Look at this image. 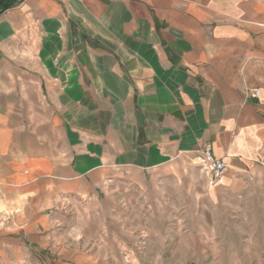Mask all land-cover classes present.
<instances>
[{
  "label": "crops",
  "instance_id": "crops-1",
  "mask_svg": "<svg viewBox=\"0 0 264 264\" xmlns=\"http://www.w3.org/2000/svg\"><path fill=\"white\" fill-rule=\"evenodd\" d=\"M206 147L227 165L214 186L192 164ZM254 189L264 213V0H22L0 13V264H144L134 240L88 249L83 211L134 228L139 206L179 211L187 195L214 212Z\"/></svg>",
  "mask_w": 264,
  "mask_h": 264
},
{
  "label": "rangeland",
  "instance_id": "rangeland-1",
  "mask_svg": "<svg viewBox=\"0 0 264 264\" xmlns=\"http://www.w3.org/2000/svg\"><path fill=\"white\" fill-rule=\"evenodd\" d=\"M192 164L197 167L193 160ZM177 199L174 203L183 207L179 211L168 205L164 212L154 203L137 207L131 217L134 228L117 225L101 228L90 211H83V239L88 242V249L109 246L115 251L116 242L123 240L132 245L134 240V252L146 258L144 264L255 263V253L263 249L257 237L264 236V228L256 226L262 223L264 213L258 210L262 205L255 189L250 201L242 207L239 199L232 202L219 199L221 205L214 212L202 211L201 205L197 206L190 196L179 195ZM78 214L71 213L65 221L75 224ZM63 229L71 230V227ZM157 256L162 259L156 261Z\"/></svg>",
  "mask_w": 264,
  "mask_h": 264
},
{
  "label": "built area",
  "instance_id": "built-area-1",
  "mask_svg": "<svg viewBox=\"0 0 264 264\" xmlns=\"http://www.w3.org/2000/svg\"><path fill=\"white\" fill-rule=\"evenodd\" d=\"M248 95L253 98L258 97V90L252 89ZM194 164L205 175L207 183L210 186L216 185L227 172V165L222 159L214 157L211 148L206 147L200 152H197L193 157Z\"/></svg>",
  "mask_w": 264,
  "mask_h": 264
},
{
  "label": "trees",
  "instance_id": "trees-1",
  "mask_svg": "<svg viewBox=\"0 0 264 264\" xmlns=\"http://www.w3.org/2000/svg\"><path fill=\"white\" fill-rule=\"evenodd\" d=\"M22 0H0V13L12 9L17 6Z\"/></svg>",
  "mask_w": 264,
  "mask_h": 264
}]
</instances>
